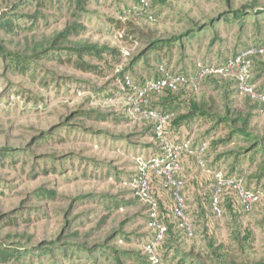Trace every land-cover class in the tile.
<instances>
[{
  "label": "rangeland",
  "instance_id": "374dc122",
  "mask_svg": "<svg viewBox=\"0 0 264 264\" xmlns=\"http://www.w3.org/2000/svg\"><path fill=\"white\" fill-rule=\"evenodd\" d=\"M14 1L0 0V9ZM134 2L91 0L77 14L74 6L53 0L47 9L31 6L18 12L21 17L42 15L35 25L19 19L14 35L0 31L1 50L33 63L19 73L0 57V249L31 251L21 261L0 264H114L111 256L87 260L83 253L63 259L58 252L47 253L49 242L104 246L126 254L121 264H147L145 245L152 237L148 213L126 180L136 172L138 157L162 149L152 121L133 113L135 89L128 91L115 77L122 69L132 84L180 75L184 83L175 90L180 101L207 104L217 115L228 110L231 119L246 118L248 131L264 138V107L234 87L222 90L215 79H206L232 75L205 73L246 48L264 44V14L255 15L264 0H153V21L122 17ZM236 10L245 12L241 21L229 17ZM110 19L129 22L131 27L123 31L128 37H121ZM191 30L195 35L181 37ZM61 34V49H118L120 66L109 71L83 55L82 62L98 68L99 74H92L77 70L78 58L66 50L55 51L57 59L52 58L49 48ZM153 39L174 43L130 67ZM41 49L48 50L49 58L35 57ZM254 70L253 65L249 81L256 77ZM263 81L264 76L255 86ZM176 113L184 116L185 108ZM178 125L167 129L165 142L190 139L197 146L208 140L207 168L220 172V180L240 175L257 200L248 212L225 208L220 220L209 214L206 228L195 225L193 239L181 234L171 245L157 248L158 264H264V175H256L261 157L237 159L244 141L233 137L222 143L228 130L200 117ZM194 162L189 165L199 180L203 173Z\"/></svg>",
  "mask_w": 264,
  "mask_h": 264
},
{
  "label": "trees",
  "instance_id": "16d2710c",
  "mask_svg": "<svg viewBox=\"0 0 264 264\" xmlns=\"http://www.w3.org/2000/svg\"><path fill=\"white\" fill-rule=\"evenodd\" d=\"M53 0H15L9 8L0 9V31H3L5 35H14L16 31L19 29L18 20L19 19H26L31 22V25H35L36 20L38 18H43L42 15L37 14L36 16H26L21 17L19 16L18 12L24 8L34 6L38 10L47 9L50 7L51 2ZM56 2L65 1L70 6H74L75 13L81 14L84 12L86 6H88L91 0H55ZM153 0H150L149 10L152 5ZM139 3L138 0H135L134 6L128 10L126 13L122 15V17H134L136 10H138ZM257 12L255 15L264 14V7L257 8ZM244 11L236 10L231 13L229 17H233V19H238L241 21L244 17ZM228 18V17H227ZM110 25L118 32H123L124 29L128 26L131 27L129 22H123L122 20H109ZM193 31V32H192ZM190 34L185 33L181 37H187L188 35L193 36L196 33V30H191ZM134 33H131V35ZM122 37H128V33L122 34ZM180 37V38H181ZM65 38V34L59 35L52 43L50 51L52 53L48 54L54 58L55 51H62L66 50L70 54H74L78 60L75 63V68L82 72L92 73V74H99L98 68L91 66L85 62L81 61V57L83 55H87L90 58L96 59L97 61L102 62L106 69L109 71L115 72L117 67L120 66L122 60V54L118 49H108V48H99L97 46H82L79 48L74 49H61L60 44L61 40L63 41ZM179 38V39H180ZM146 49L142 54L133 58L130 63V67L135 66L141 59L146 58L148 55L152 53H156L162 51L164 49H168L173 46L174 40H159L153 39L148 40L145 42ZM264 44L257 45L255 47H261ZM0 47V57L9 61V65L12 67V70L17 71L19 73H26L31 66L33 65L29 59L24 58L17 54H11L6 50H1ZM247 50V48L245 49ZM48 50L41 49L39 54H36L35 57L37 58H49L46 54ZM56 55V54H55ZM103 55L108 56V59H104ZM236 55V54H235ZM234 56V55H233ZM263 55H255L250 56L249 59L251 61V69H253V65L255 66L256 77L252 78L249 81V84L256 85L258 81L264 76V60H259V58H263ZM57 59V57H55ZM71 59V58H69ZM70 62V60H68ZM227 61L220 67L224 68ZM131 69V68H129ZM118 71V70H117ZM127 69H122L121 71L116 74V78L122 80L123 77L126 75ZM252 73V72H251ZM215 79L218 83H220V88L225 90L230 87H234V91L238 92L236 89V80L234 78H227L223 79L222 76H207L206 79ZM223 80V81H222ZM217 83V84H218ZM133 88L139 89L144 86L143 83L141 84H132ZM128 91L129 88H126ZM177 90V89H176ZM255 95L258 98L264 97V81L261 82L259 85L255 86ZM224 97L227 99L229 98L228 92H224ZM147 104L142 106V109L147 111H152L160 116H170V121L165 128V132L169 129L172 125L182 123L183 121H189L196 117H200L203 120L210 122L214 128L221 127L226 128L228 130L227 136L224 138L222 143H229L233 139V137H237L241 139L246 144L245 148H239L237 151L236 158H244L246 155H249L251 161L255 159V156H260L262 164L258 169L256 175L261 177L264 175V138H258L254 136L251 132L248 131L249 122L246 118L237 117L235 119H231L228 115V110L224 115H217L212 107L208 106L207 104H197L193 100H181L178 98L177 93L175 91L165 89L161 94H156L154 92H149L146 94ZM258 103L257 107L263 108V105L256 100ZM184 104L185 106H181ZM181 107L185 108L186 114L184 116L176 117V111L179 110ZM166 135V133H165ZM154 136V135H153ZM155 137V136H154ZM176 144V143H175ZM195 147V146H194ZM209 148V146H208ZM208 150V149H207ZM207 153V151H206ZM205 153V156H206ZM190 160L195 161L196 159L194 156H186L182 155L180 160V167L181 170L175 175V180L182 182V187L179 190V195L183 198L185 202V211L184 215L190 221L193 230V236L187 237L184 230L179 227V220L176 219L174 216V209L176 207V202L174 199V188L163 187V181L159 177H155L151 175L150 177V185L153 194L157 199L158 205V218L159 223L166 226V233L164 236V240L160 243L157 248H163L164 245H171L173 241L179 239L180 235L183 234L184 237L188 239H193L196 235L195 225L202 226L206 228V224L208 221L209 214L211 217H214L212 213V206H211V197L213 190L211 188L212 180L210 175L202 174L201 179L197 180L194 175V169L191 168L189 165ZM198 167V165H197ZM199 168V167H198ZM185 170V171H184ZM226 178H237L240 179V175H229ZM210 183V184H209ZM205 187H209L208 190H204ZM244 187V186H243ZM220 210L221 215L224 213V209L227 208L230 212L233 210L237 212L239 210L243 211L242 206L235 200L234 192L229 187L220 188ZM246 190H250L244 187ZM252 191V190H251ZM145 206V205H144ZM146 207V206H145ZM147 211V207H146ZM216 219V218H215ZM149 218L147 214V226L149 223ZM47 253H54L58 252L63 259L73 255H77L79 253H83L87 260L94 259H106L107 257L111 256V260L114 264H121L120 259L126 258V254L123 252H119L117 250L106 248L104 246H93L87 248L86 246H66V244H60L59 242H49L46 244ZM157 250V249H156ZM30 250L25 251H11V250H4L0 249V261L6 262L10 259L14 258L15 261H21L26 256H30ZM220 257V256H219ZM218 257V258H219ZM96 260V259H95ZM147 264H151L147 257ZM234 264V263H232Z\"/></svg>",
  "mask_w": 264,
  "mask_h": 264
},
{
  "label": "built area",
  "instance_id": "2783aa9c",
  "mask_svg": "<svg viewBox=\"0 0 264 264\" xmlns=\"http://www.w3.org/2000/svg\"><path fill=\"white\" fill-rule=\"evenodd\" d=\"M139 7L134 17L153 21V16L149 14L150 0H138ZM123 32H119L122 37ZM264 46L248 48L247 50L234 55L229 59L224 68L218 67L215 70H205V73L230 74L236 80V89L240 94H244L251 99L259 101L264 107V97L258 98L255 95V86L249 84V69L251 67L250 56L263 55ZM124 88L135 89L128 76L121 80ZM184 83V78L180 75L168 76L165 74L159 79L146 83L142 88L135 89V104L132 108L133 113L142 119L152 121V133L154 138L160 142L162 152L150 157L137 158V170L126 180V184L132 188L137 199L147 207L149 218L148 227L152 232V237L145 245V251L151 264H158L155 256L157 246L163 242L166 233V226L159 223L157 199L152 192L150 177L154 175L163 181V187L174 188V199L176 207L174 216L179 220V227L184 230L187 237L193 236L192 225L184 215L185 202L179 195L182 182L175 180V175L180 172V160L182 155L194 156L196 163L203 174L210 175L213 190L211 197L212 213L220 220V186L229 187L234 192L235 200L242 206L244 212H248L251 205L256 202L257 196L251 190L243 187L242 180L237 178H224L220 180V172H212L207 168L205 153L209 146V141L204 140L197 146H193L190 139H185L180 143L165 142V128L170 121V116H160L152 111L142 109L147 104L146 94L154 92L161 94L165 89L175 91Z\"/></svg>",
  "mask_w": 264,
  "mask_h": 264
}]
</instances>
